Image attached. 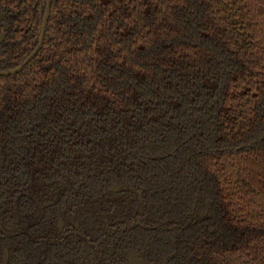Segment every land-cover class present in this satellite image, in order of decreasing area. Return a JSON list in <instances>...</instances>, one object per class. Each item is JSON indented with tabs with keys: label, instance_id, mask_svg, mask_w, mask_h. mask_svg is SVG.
I'll list each match as a JSON object with an SVG mask.
<instances>
[{
	"label": "trees",
	"instance_id": "1",
	"mask_svg": "<svg viewBox=\"0 0 264 264\" xmlns=\"http://www.w3.org/2000/svg\"><path fill=\"white\" fill-rule=\"evenodd\" d=\"M46 5L0 0V70ZM116 185L158 219L209 207L153 230L170 264H264V0H51L0 76V191Z\"/></svg>",
	"mask_w": 264,
	"mask_h": 264
},
{
	"label": "flooded vegetation",
	"instance_id": "2",
	"mask_svg": "<svg viewBox=\"0 0 264 264\" xmlns=\"http://www.w3.org/2000/svg\"><path fill=\"white\" fill-rule=\"evenodd\" d=\"M4 9L0 21L7 30L13 13ZM110 190L0 191V264H170L172 255L155 251L152 244L161 239L153 230L175 233L209 213L197 198L198 209L187 217L158 219L146 212L140 191L126 185ZM126 190L137 203L120 196ZM164 246L170 251V240L159 250Z\"/></svg>",
	"mask_w": 264,
	"mask_h": 264
},
{
	"label": "water",
	"instance_id": "3",
	"mask_svg": "<svg viewBox=\"0 0 264 264\" xmlns=\"http://www.w3.org/2000/svg\"><path fill=\"white\" fill-rule=\"evenodd\" d=\"M50 7H51V0H47V5H46V11L43 19V24H42V31H41V36L39 43L35 47V49L31 52V54L15 69L13 70H0V76H11L19 73L39 52L40 48L43 45V40H44V35H45V30L46 26L48 23V19L50 16ZM5 11H9V9H4Z\"/></svg>",
	"mask_w": 264,
	"mask_h": 264
}]
</instances>
